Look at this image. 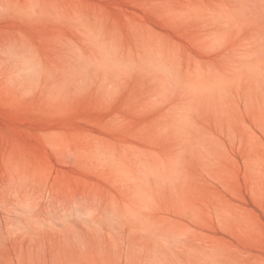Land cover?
Wrapping results in <instances>:
<instances>
[{
  "label": "rangeland",
  "instance_id": "374dc122",
  "mask_svg": "<svg viewBox=\"0 0 264 264\" xmlns=\"http://www.w3.org/2000/svg\"><path fill=\"white\" fill-rule=\"evenodd\" d=\"M0 264H264V0H0Z\"/></svg>",
  "mask_w": 264,
  "mask_h": 264
}]
</instances>
